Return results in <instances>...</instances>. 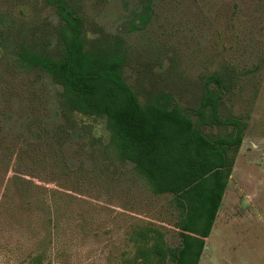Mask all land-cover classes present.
<instances>
[{
	"label": "rangeland",
	"instance_id": "374dc122",
	"mask_svg": "<svg viewBox=\"0 0 264 264\" xmlns=\"http://www.w3.org/2000/svg\"><path fill=\"white\" fill-rule=\"evenodd\" d=\"M77 4L88 42L105 34L123 40L124 76L142 100L172 85L186 106L202 73H231L222 114L248 126L198 264H264V0ZM27 20L45 29L52 56L64 24L46 0H0V84L15 83L0 94V264H34L37 255L44 264H119L134 251L127 234L134 223L158 224L178 245L171 196L154 194L131 162L118 160L105 119L67 120L58 106L62 86L47 72H20L10 39L19 41Z\"/></svg>",
	"mask_w": 264,
	"mask_h": 264
},
{
	"label": "trees",
	"instance_id": "16d2710c",
	"mask_svg": "<svg viewBox=\"0 0 264 264\" xmlns=\"http://www.w3.org/2000/svg\"><path fill=\"white\" fill-rule=\"evenodd\" d=\"M77 1L46 0L64 20L55 56L48 50L51 41L45 29L34 28L27 20L19 41L10 39L17 48L15 62L23 74L44 71L62 86L58 106L67 120L74 113L104 118L107 147L118 160L131 162L154 194L171 196L180 243L171 246L165 228L158 224L134 223L127 232L134 251L119 264H198L248 126L240 115L222 114L231 73H202L196 101L186 106L172 85L167 90L159 86L142 100L141 91L124 76L129 54L123 40L105 34L88 42ZM150 16L141 14L143 25ZM147 69V74H154L152 66ZM3 82L0 94L12 93L14 81L4 77ZM213 127L217 131L206 130ZM33 261L44 264L38 255Z\"/></svg>",
	"mask_w": 264,
	"mask_h": 264
}]
</instances>
